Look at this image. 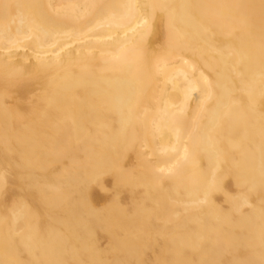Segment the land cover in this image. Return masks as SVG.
I'll list each match as a JSON object with an SVG mask.
<instances>
[{
    "label": "bare ground",
    "instance_id": "1",
    "mask_svg": "<svg viewBox=\"0 0 264 264\" xmlns=\"http://www.w3.org/2000/svg\"><path fill=\"white\" fill-rule=\"evenodd\" d=\"M91 2L0 0V264H264V0H164L143 62Z\"/></svg>",
    "mask_w": 264,
    "mask_h": 264
},
{
    "label": "snow or ice",
    "instance_id": "2",
    "mask_svg": "<svg viewBox=\"0 0 264 264\" xmlns=\"http://www.w3.org/2000/svg\"><path fill=\"white\" fill-rule=\"evenodd\" d=\"M89 10V16L86 27L92 25L95 28H103L104 25L112 20L119 19L124 30V39L121 40L114 51L109 55L113 60H126L130 56H135L139 62L145 59V50L143 48L144 40L154 33L168 15L171 7L164 0H120L118 3L113 2H97L92 0L91 3L85 5ZM129 33L140 35V43L129 47L127 38ZM112 40L113 37H108ZM184 74V80L181 86L180 100L181 104L172 105L168 118L172 120L173 127L179 129L180 121L176 119L178 115H182L185 106L189 102L196 103L198 109H205L206 102L215 99L216 84L213 83L204 71H201L195 64H188ZM211 74V73H210ZM264 77V73H262ZM227 107V104H225Z\"/></svg>",
    "mask_w": 264,
    "mask_h": 264
}]
</instances>
